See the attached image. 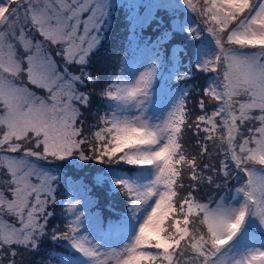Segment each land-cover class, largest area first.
Returning <instances> with one entry per match:
<instances>
[{
  "label": "snow or ice",
  "instance_id": "6c2138e0",
  "mask_svg": "<svg viewBox=\"0 0 264 264\" xmlns=\"http://www.w3.org/2000/svg\"><path fill=\"white\" fill-rule=\"evenodd\" d=\"M182 4L207 25L214 47L190 23H173L154 40L145 36L154 21L162 23L159 11L177 5L127 0L128 49L151 53V63L133 76L121 69L99 85L113 107L89 136L82 109L100 77L87 68L114 19L109 0H0V264H17L21 253L42 257L31 264H53L44 255L50 242L70 249L55 264H264V244L249 235L253 225L264 231V0ZM176 33L193 43L173 44L169 79L188 81L199 72L215 80L205 77L195 116L181 93L157 122L149 105L166 63L164 46ZM45 43L59 49L65 69ZM185 127L194 129L195 152L184 143ZM40 161L107 166L95 171L93 187L119 194L124 209L109 204L115 218L105 221L99 213L86 217L79 200H70L64 229L55 226L49 209L57 177ZM202 185L223 191L215 207L198 198ZM109 235L120 243L108 245Z\"/></svg>",
  "mask_w": 264,
  "mask_h": 264
},
{
  "label": "rangeland",
  "instance_id": "374dc122",
  "mask_svg": "<svg viewBox=\"0 0 264 264\" xmlns=\"http://www.w3.org/2000/svg\"><path fill=\"white\" fill-rule=\"evenodd\" d=\"M111 2H112V0H109L110 4H111ZM126 2H127V0H126ZM170 2L173 4H176L177 7L175 8L174 11H165V15L167 13V16H168L167 21L169 20V15H171V12H172L176 16L174 18V20H172V25H173V23H175L176 25H180L182 23H185V24L190 23L194 28H198L201 30V38L204 40V42L207 44V46L214 47V41H213L212 37L209 35V33L207 32V30H206L207 25H205L203 23L202 19L200 17L196 16L195 13H189L186 6H184L182 4V0H170ZM116 8H117L116 9L117 11L111 13V15L114 19L111 20V24H110V28H109L110 32L107 34L106 40H104V37L100 34L102 42H103V48H102L101 52L99 53V55L94 57V59L100 61L102 56L104 54H106L107 58H109V60L111 61L110 55H112L113 51H114V53L116 51H118L119 52L118 54L122 55V59L120 61L122 63H121L120 69H119V74L121 72V69H124V71L127 75L133 76V75L137 74L138 72L143 71L151 63V53L146 52L142 48H136L134 50L127 49L126 51L124 50V52H122V50L120 51V49L122 48V45H128V44L126 42L124 44H121L122 41L120 40V36H118V33L121 31L122 21L124 22V19H123V17H120V12H121V9L123 12V8H120L119 5H118V7L116 6ZM111 12H112V10H111ZM162 12L163 11H159L157 13V15L159 13H161V15H162ZM85 19H86V16H85ZM147 30L148 29H146L145 32ZM171 30H169V31H171ZM81 34H83L82 31H81ZM32 35L35 37L36 40L41 39V37H39V35L35 32H33ZM147 36H149V35H147ZM151 37L153 39H155L156 36L154 35ZM174 39L175 40H172L173 42H169L168 45H170V43H175V44H180V45L184 46L183 41H185L187 44H189L191 37H189L186 33L185 34L176 33V34H174ZM123 40L126 41L125 37L123 38ZM116 46H117V48H116ZM172 46L171 47L168 46V48L170 49L169 51H166V49H164V53H166L164 56L166 63H165L164 68H162L158 72V78L154 84V91L152 93L151 104L149 105V114L151 115L153 120L157 121V122L165 119L167 116V113L169 111H171L173 104L180 98V94L186 93V91L183 90L184 87L182 85L179 86V84L180 83L183 84V82L188 83L189 81H191V80L176 81V80H170L169 79V75H168V72L166 71V69L168 67H170V64H171L170 57L172 56ZM112 47L114 48L113 50H112ZM45 48L51 53V55L54 57V59L56 60L57 64L61 67V69L62 70L65 69L66 66L64 65V62L61 58V55L57 54L59 52V49L56 46H50L47 43H45ZM111 50H112V52L110 54ZM108 54H110V55H108ZM181 55L183 56L182 53H181ZM183 61H184V58H183ZM77 67L78 66H76V65H69V66H67V70L70 72H76ZM96 74H97V76L100 77V80H101L102 73L96 72ZM201 75L202 74H200L199 72H196L195 78L199 79V77ZM214 80H215V74H210L209 80L207 82L211 83ZM99 83H100V81H99ZM205 86H206V82L204 84V87ZM98 88L99 87L97 86L96 91L93 92L90 106L87 109H82V111L84 112V116H83V120L85 121L84 124H86L88 119L92 122L96 107H97V110H98V108L100 109L98 100L97 99L95 100L96 97L101 98L99 93H98ZM81 90H84V89L82 88ZM34 91H39V90L34 89ZM87 91L92 92L91 86L87 89ZM102 102L100 101V104H102ZM111 106L113 107V105L110 102H108L107 106H103V108L101 109L102 113L105 114L106 112H108V110L112 108ZM107 107H108V109H107ZM88 115H89V117H88ZM192 115H194V113ZM189 122H191V121H189ZM184 143L188 148L191 149V151L196 150L194 148V145H195V143H194V129L185 127ZM15 155H18V154H15ZM121 167L129 168L131 166L122 165ZM51 174L54 175L55 177H57V182L54 185V187L56 188V202H55V204L50 205V209H49L50 211H53L55 213V215L52 217V220L57 215V209L59 211V207H60L61 210H64L67 207L70 200H79L81 210H83L85 212L86 217H91L94 213H99L98 211L93 210L95 205L93 206L92 204L88 203L89 200H94V198L91 197L88 190L87 191L85 190L86 186H84V184L82 182L69 181V186H68V191H67L68 196L64 201L65 205L63 204V201H61V204H60V200L62 197H61V195L58 196V193L61 194L59 192L60 183H58V176L54 172H52ZM223 194H224L223 191H220V192L216 191L215 195H214V197L216 198V201L218 200L219 196L223 195ZM59 198H60V200H59ZM121 198L122 197L118 194L117 196L114 197V200L118 201ZM5 218H8L10 221H8ZM5 218H4L5 221H7L9 223H15V221H13L12 218H10V217H5ZM249 235H250V241L254 242V244L256 246H260L261 244H264V231H262L260 228L253 225L252 230L250 231ZM104 240L108 245L115 246V245H118L120 243L121 237L118 235H109V236H105ZM126 242L127 241H125V243ZM61 244H62V242H61ZM64 246L66 247L65 251L57 253L55 259L64 256V254L67 250L70 251V249L67 248V245L65 243H64ZM49 259H52L51 256L49 257ZM53 264H55V261H53Z\"/></svg>",
  "mask_w": 264,
  "mask_h": 264
},
{
  "label": "trees",
  "instance_id": "16d2710c",
  "mask_svg": "<svg viewBox=\"0 0 264 264\" xmlns=\"http://www.w3.org/2000/svg\"><path fill=\"white\" fill-rule=\"evenodd\" d=\"M125 3H126V0H112V2H111L112 12L111 13L116 12L117 11L116 6L118 7V5H119L120 8H123V12L121 9L120 17L124 18L126 9L124 7H122V5H124ZM167 17H168L167 13L165 15V11L162 12V15H161V13H159L157 15V18H158V20L162 19V23L158 24L156 21H154L153 24L151 25V27L146 32L144 31V35L145 36H147V35L157 36L161 32H163L165 29L171 30L172 26H173L172 20H174V18L176 16H175V14H173L171 12V15H169L168 21H167ZM109 23L111 24V21ZM123 24H124V22L122 21L121 31L118 33V36H120V40L122 41L121 44H124L125 42H127L126 39H125L126 41L123 40V38L126 37V35H127L125 27H123ZM109 28L106 31L101 32V35L104 37V40H106V36L110 32ZM173 40H175V39H173ZM171 42H173V41H171ZM183 43H184L183 45L185 48H191L193 42L190 39L189 44H187L185 41H183ZM173 44H175V43H170V45L166 44L164 46V49H166V51H169L170 49L168 48V46L171 47ZM123 46L124 45H122V48H123ZM116 48H117V46H116ZM122 48L120 49V51L122 50ZM113 49L114 48L112 47V50ZM112 50L110 51V54H111ZM118 53H119L118 51H116L115 53L113 51L112 55L108 54L111 57V61L109 60V58H107L106 54H104L102 56L100 61L93 58V62L88 66L87 71L92 72L94 77L97 76L96 72L102 73V75H101L102 78H101L100 83H99L100 85H102L105 82V80L108 79L109 77L110 78L113 77L114 76L113 73H115V75L117 74L118 68L120 66H118L117 62H115V59H116V57L121 55ZM165 54L166 53H164V56H165ZM189 61H190V57H184L183 63L185 65H188ZM209 75L210 74H202L199 77V79H196L195 75H194L193 78L190 79L191 81H189L188 83L183 82V84L182 83L179 84V86L182 85L184 87L183 90L186 91L185 94H186L187 109L191 113V115L194 113V115H192V116H195L199 112L197 104H198V101L201 99V92H202V89L204 88V84L206 82L205 77L206 76L209 77ZM99 84H98V87H99ZM99 91H100V87L98 88V93H99ZM96 99L99 102V100L101 98L96 97L95 100ZM99 106H100V109L98 108V110L96 107L92 122L88 119L86 124L83 125L85 135L90 136L91 132L94 130V128L92 126L96 125L98 122V117L101 115V108H102L100 103H99ZM89 115H88V117H89ZM202 135L203 134H201V136ZM196 141H197V137L194 135V143H196ZM187 149L190 153L196 151V150L191 151V149L188 147H187ZM212 162L216 163V160H213ZM39 163H40V165H43V167L46 171L51 172V173L54 172L57 174L58 183H60L59 192L61 193V194L58 193V196L61 195V197L63 198L64 187L67 185V183L69 181L82 182L84 184V186H87L88 192L90 193L91 197H93L94 200L96 201V204H95L93 210L98 211L100 214H102L105 221H107V219L109 217H112L113 219L115 218L113 212L110 211V209H109V204H111L112 207L117 212L122 211L124 209V205L126 204V201H124L123 198H121L118 201H115L114 200L115 196L106 195L104 190L93 187L92 180H93V175H94L95 171L99 168L107 167V166L99 165L96 162H88V164H85L84 162H80L78 166L70 165V166H64V167H57L55 164H50V163H47L44 161H40ZM74 165H75V162H74ZM188 183H189V181L186 180L185 184L187 185ZM216 191L217 190H215L211 186H203L202 185L201 191L197 193V196L203 202L210 203L212 207H215L216 198L214 197V195H215ZM60 198H59V200H60ZM62 198H61V200H62ZM61 200H60V202H61ZM62 213H63V210H61V208L59 207V211L57 209V215H56V217H54L53 220H51V223L54 224L55 226H58L61 229H64L65 223L67 221H66V219H64L62 217ZM5 219L10 221L8 218H5ZM56 249L65 250V247L61 243L57 244L55 242H50L49 247L46 250L44 255L49 258L50 256H52L51 255L52 252L49 253V250L53 251ZM41 259H42V257H40V256H34L33 257V256H29V254H27V253H21V255L17 257V264H31L32 260L39 261Z\"/></svg>",
  "mask_w": 264,
  "mask_h": 264
}]
</instances>
